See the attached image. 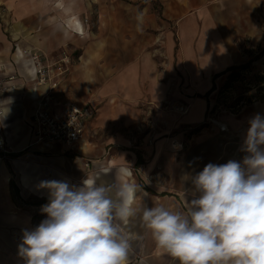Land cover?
Masks as SVG:
<instances>
[{"label":"crops","instance_id":"crops-1","mask_svg":"<svg viewBox=\"0 0 264 264\" xmlns=\"http://www.w3.org/2000/svg\"><path fill=\"white\" fill-rule=\"evenodd\" d=\"M259 47L264 0H0V80L10 87L0 94V119L10 107L0 123L11 152L0 161V264H26L23 232L46 218L40 209L49 192L41 181L80 187L99 176L114 193L132 182L137 209L161 204L186 212L192 177L208 163L242 162L247 153L244 139L185 140L178 129L205 121L216 78L249 62ZM34 50L72 56L57 101L97 106L76 148L32 144V121L49 89L37 83ZM180 103L187 114L173 111ZM257 113L264 116V108ZM227 121L235 129L243 124ZM147 127L148 135L136 137ZM125 231V264H179L157 246L140 214Z\"/></svg>","mask_w":264,"mask_h":264},{"label":"clouds","instance_id":"clouds-1","mask_svg":"<svg viewBox=\"0 0 264 264\" xmlns=\"http://www.w3.org/2000/svg\"><path fill=\"white\" fill-rule=\"evenodd\" d=\"M243 151L242 162L208 163L191 178L194 195L186 212L161 204L137 209L139 186L132 182L114 193L99 176L80 187L41 181L49 192L40 209L46 218L24 230L19 254L26 264H125L131 240L125 229L140 214L157 246L179 264H264V116L258 113L249 121Z\"/></svg>","mask_w":264,"mask_h":264},{"label":"built area","instance_id":"built-area-1","mask_svg":"<svg viewBox=\"0 0 264 264\" xmlns=\"http://www.w3.org/2000/svg\"><path fill=\"white\" fill-rule=\"evenodd\" d=\"M31 57L36 69L37 83L49 86L47 93L39 102L32 121L34 134L32 144L62 143L72 149L76 148L83 140L87 122L97 115V106L92 102L83 106L63 105L56 100L58 90L72 65V56L68 51H63L59 56L50 57L43 52L34 50L31 52ZM9 88L7 82L0 80V94ZM175 112L187 114L188 105L176 106ZM10 153V147L6 143L0 123V161H4Z\"/></svg>","mask_w":264,"mask_h":264},{"label":"rangeland","instance_id":"rangeland-1","mask_svg":"<svg viewBox=\"0 0 264 264\" xmlns=\"http://www.w3.org/2000/svg\"><path fill=\"white\" fill-rule=\"evenodd\" d=\"M243 43H246L245 51H251L249 40H245ZM263 50L264 47L252 49L250 61L241 65H247V68L242 69L236 79H228L230 72L218 76L215 81V89L208 98L210 108L205 121L201 124L179 128L177 133L182 135L185 140L195 137L211 140H218L219 138L244 139L249 128V121L253 117V111L256 107L264 108ZM181 104L183 103L173 106V111H176V106ZM228 117L241 120L243 124L235 129L231 124L227 123ZM149 130V128L139 129L135 135L141 138L143 135H148L150 133ZM34 202H37L35 197L33 199ZM37 217L38 215L35 219Z\"/></svg>","mask_w":264,"mask_h":264},{"label":"trees","instance_id":"trees-1","mask_svg":"<svg viewBox=\"0 0 264 264\" xmlns=\"http://www.w3.org/2000/svg\"><path fill=\"white\" fill-rule=\"evenodd\" d=\"M263 52H264V50H263ZM245 68H247V65H243V66H234V67H231V68H229L225 73H223V74H226V73H229L230 72V75H229V77H228V79H236V77L238 76V73L242 70V69H245ZM222 75V74H221ZM263 82H264V79H263ZM215 89V87L212 89V91ZM211 91V92H212ZM199 129V128H198ZM198 129H196V130H198ZM11 185H12V189H13V192L16 194V195H18L19 196V188L17 187V185L14 183V182H12L11 183ZM40 203H42V202H40Z\"/></svg>","mask_w":264,"mask_h":264}]
</instances>
